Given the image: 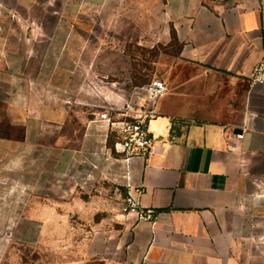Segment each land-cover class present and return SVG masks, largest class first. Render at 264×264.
Here are the masks:
<instances>
[{
    "label": "crops",
    "instance_id": "crops-1",
    "mask_svg": "<svg viewBox=\"0 0 264 264\" xmlns=\"http://www.w3.org/2000/svg\"><path fill=\"white\" fill-rule=\"evenodd\" d=\"M88 6L122 11L120 0H0V264L15 246L41 245L76 256L50 264H264V84L250 88L264 0H165L181 55L201 71L187 92L162 79L149 160L115 152L106 107L84 102L95 91L82 81ZM91 76L122 104V84ZM217 77L242 87L240 117L196 122L209 106L193 88ZM129 187L154 222L123 212Z\"/></svg>",
    "mask_w": 264,
    "mask_h": 264
},
{
    "label": "rangeland",
    "instance_id": "rangeland-1",
    "mask_svg": "<svg viewBox=\"0 0 264 264\" xmlns=\"http://www.w3.org/2000/svg\"><path fill=\"white\" fill-rule=\"evenodd\" d=\"M35 1L36 6L50 5L53 8L65 3V0ZM120 2L121 12L88 6L81 18L80 34L85 45V80L82 81L87 90L90 87L95 89L89 91L88 96L85 92L84 102L95 109L112 104L108 90L97 88L91 75L99 76L109 85L114 81L119 82L127 92L154 78L167 81L170 94L178 83L183 86L182 91L187 92L192 77L198 76L201 70L181 55L182 43L175 37L167 18L165 0ZM125 11L131 14L130 22ZM194 87L192 90L197 93L195 102L209 106L193 111L191 117L194 121L233 122L239 119L244 91L231 79L217 77L212 82L201 79ZM10 252L5 264H27L25 261L28 260H34L37 264H50L58 263L60 258H76L50 254L49 247L44 245L37 248L15 246Z\"/></svg>",
    "mask_w": 264,
    "mask_h": 264
},
{
    "label": "built area",
    "instance_id": "built-area-1",
    "mask_svg": "<svg viewBox=\"0 0 264 264\" xmlns=\"http://www.w3.org/2000/svg\"><path fill=\"white\" fill-rule=\"evenodd\" d=\"M264 84V62L257 63L250 76V88ZM167 84L154 78L147 84L128 91L122 104L112 103L103 118L117 134L113 150L125 157L142 155L149 160L155 153V138L150 130L151 121L157 116L158 100L167 92ZM142 190L129 187L122 210L134 214L138 221L154 222L157 211L141 204Z\"/></svg>",
    "mask_w": 264,
    "mask_h": 264
},
{
    "label": "clouds",
    "instance_id": "clouds-1",
    "mask_svg": "<svg viewBox=\"0 0 264 264\" xmlns=\"http://www.w3.org/2000/svg\"><path fill=\"white\" fill-rule=\"evenodd\" d=\"M21 166H22V161L20 160H16L12 163V168H20ZM15 190H16L15 188L12 189V191H15ZM21 191L23 192V189H21ZM262 198H264V194H260L256 197L257 200L262 199Z\"/></svg>",
    "mask_w": 264,
    "mask_h": 264
},
{
    "label": "water",
    "instance_id": "water-1",
    "mask_svg": "<svg viewBox=\"0 0 264 264\" xmlns=\"http://www.w3.org/2000/svg\"><path fill=\"white\" fill-rule=\"evenodd\" d=\"M236 134H242L243 130L241 128H237L235 131Z\"/></svg>",
    "mask_w": 264,
    "mask_h": 264
}]
</instances>
